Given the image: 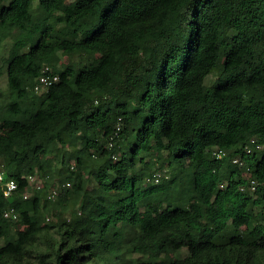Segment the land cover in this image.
Here are the masks:
<instances>
[{"label": "trees", "instance_id": "obj_1", "mask_svg": "<svg viewBox=\"0 0 264 264\" xmlns=\"http://www.w3.org/2000/svg\"><path fill=\"white\" fill-rule=\"evenodd\" d=\"M5 1L0 264H264V0Z\"/></svg>", "mask_w": 264, "mask_h": 264}, {"label": "built area", "instance_id": "obj_2", "mask_svg": "<svg viewBox=\"0 0 264 264\" xmlns=\"http://www.w3.org/2000/svg\"><path fill=\"white\" fill-rule=\"evenodd\" d=\"M59 80V75L57 73L52 72L51 68L48 65H45L41 68L40 73L36 77L33 85L32 90L35 93H43L46 92L49 87L57 82ZM116 129H119V124L117 125ZM251 142H254V139H250ZM111 145V143H109ZM255 146L257 148H260L261 145L259 143H256ZM241 150L250 151L251 147L246 143L241 146ZM212 155H214L217 158H223L231 160L233 163H236L238 165H242V160L239 157V153H235L234 155L227 157L225 156V152L222 149H214L212 150ZM113 158H116L113 156ZM169 173L168 171L163 168L160 170L153 171L149 176L145 178V181H150L152 183H157L163 178H168ZM27 186L25 187V190L22 193L23 198H26L30 195L28 193V188L30 187L31 190L39 189L42 185V179L38 177L37 175H27ZM254 181L251 180V183ZM34 183V184H33ZM69 186V182H53L52 185L47 189L46 196L48 199H55L63 187ZM251 186L254 188V186L251 184ZM0 189L2 190L3 195L9 196L12 193H14L17 189V182L14 179H7L4 180V171H3V165L0 163ZM3 216L5 218L16 220L18 218V214L16 211L13 210V208H7L3 212Z\"/></svg>", "mask_w": 264, "mask_h": 264}, {"label": "rangeland", "instance_id": "obj_3", "mask_svg": "<svg viewBox=\"0 0 264 264\" xmlns=\"http://www.w3.org/2000/svg\"><path fill=\"white\" fill-rule=\"evenodd\" d=\"M72 1L74 0H63L64 4L66 5H69ZM8 0L5 1V3H7ZM37 1L34 0L33 2V5H36ZM11 44V41L10 39H6L4 40L1 45H0V103L2 102V99H3V95L6 91V76H5V65H4V62H3V58L7 55V51H8V48ZM62 61L63 59H65L64 57L61 58ZM215 78V74L214 73H210L209 75H207V77L205 78V83H210L212 82V80ZM160 169H163V168H156V167H152V171H158ZM244 175L250 179L251 178V174L248 172V171H244ZM251 182V180H250ZM34 184V183H33ZM248 191L250 193H253L255 191V188H253L251 185L248 187ZM28 193H32V190L30 189V187L28 188ZM158 205H160V203H157ZM49 216V215H48ZM143 216V212H141V218ZM235 225L237 226H240V227H244V225H240L239 223H235ZM18 228H24V226H21V225H18Z\"/></svg>", "mask_w": 264, "mask_h": 264}]
</instances>
